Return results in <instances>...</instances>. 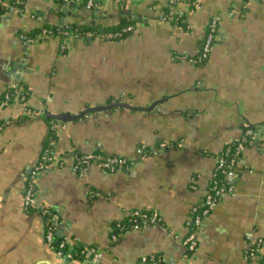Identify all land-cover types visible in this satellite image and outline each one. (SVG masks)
<instances>
[{
    "label": "crops",
    "instance_id": "obj_1",
    "mask_svg": "<svg viewBox=\"0 0 264 264\" xmlns=\"http://www.w3.org/2000/svg\"><path fill=\"white\" fill-rule=\"evenodd\" d=\"M1 1L23 7L0 15V94L26 89L27 99L0 107V264H139L142 256L161 264H264V4L199 0V10L183 16L186 27H177L161 18L169 0H103L95 10ZM124 14L146 21L120 40L72 39L60 50L58 38L22 39L44 24L111 26ZM211 18L217 38L206 61L193 64ZM114 102L144 111L56 122L53 161L35 175V206L24 210L25 183L49 129L43 112L76 116ZM25 108L43 114L27 116ZM244 125L258 130L257 141L241 153L232 192L203 220L189 254V212ZM160 143L162 153L137 158L138 147ZM94 153L133 164L74 171L75 156ZM41 208L53 214L56 236L88 258L74 262L45 244ZM132 211L156 212L161 223L133 228ZM256 241L259 252L249 258Z\"/></svg>",
    "mask_w": 264,
    "mask_h": 264
},
{
    "label": "built area",
    "instance_id": "obj_2",
    "mask_svg": "<svg viewBox=\"0 0 264 264\" xmlns=\"http://www.w3.org/2000/svg\"><path fill=\"white\" fill-rule=\"evenodd\" d=\"M65 3L68 6L79 7L86 10H95L99 8L101 2L103 0H56ZM264 4V0H258ZM169 10L168 13L162 18L166 21H172L173 16H184L187 12H194L198 11L200 8L199 0H169ZM178 4L183 6L182 9L178 8ZM0 9L4 12V14L11 13V12H18L22 13L19 9L18 4H11V3H4L0 0ZM235 10H232L230 14H234ZM217 25L218 19L211 18L205 28L204 37L202 40L201 48L199 54L195 58L189 59L190 62L193 64H202L208 58V55L211 51V48L214 45V42L217 38ZM127 31H134L133 28L127 27ZM40 36L42 39L51 38L50 30L43 28L40 32ZM62 38L60 40V50H64L66 47V43L72 39H74V31L72 30H63L62 31ZM90 37L86 35V38ZM24 42H32L34 40L27 39L22 37ZM97 39V38H96ZM21 91L14 90L13 96H5L4 101L0 103V107H5L10 104L7 103V100L11 99V104H16V102H23L24 96L20 94ZM42 112L34 111L30 109H24V114L27 116H34L40 115ZM55 128V125L52 126ZM258 138V130L254 128H250L246 125L243 126L242 135L232 142H228L225 146L230 144H235V148L232 154L227 159L219 158L217 159L216 166L213 170L211 176V184L209 190L204 195L202 202L199 206L193 207L190 212L189 216L185 222L187 228V234L184 238L183 245L185 250L191 254L195 252L197 246V237L198 232L201 227L203 220L209 215V213L213 210L216 204L225 196L232 192V186L227 185L226 187V180L230 181L237 176L238 173V165L241 161V153L246 147L253 146L254 143L257 141ZM166 149V144L160 143L156 148L149 149L144 146H140L136 149V155L138 159H143L148 155L152 154H159L162 153ZM47 153V151H45ZM42 160L50 161L48 156L42 157ZM53 161V160H52ZM51 161V162H52ZM90 163L95 164L98 168L108 172L113 173L120 168H127L131 166L133 162L116 156L112 157H100L93 154L84 155L76 160H74L73 169L76 171L78 168L88 165ZM47 166V165H46ZM45 167V165H41L40 163L37 164L34 169L32 170L31 174L28 176L26 180V187L25 192L23 195V207L24 210H28L35 206V192H34V178L35 175ZM218 174L223 176L224 181L222 184L219 183L220 179L217 178ZM219 179V180H218ZM39 212L45 216L49 212L44 208H41ZM129 220L133 224V228H138L139 223L141 221H147L154 225L160 224V218L156 212H152L146 214L145 212H138L132 211L129 213ZM120 227V225H118ZM56 228V220L54 217H51L50 224L46 225L44 229V241L47 246L53 248L56 254L60 257H68L70 258V254L65 253V247L67 246V242L62 240L56 246H52V239H53V229ZM260 249V242H254L250 248L248 249L247 256L249 258L256 257ZM100 254L96 252L94 254V259H98ZM139 264H161L160 260L154 256H142L139 259Z\"/></svg>",
    "mask_w": 264,
    "mask_h": 264
},
{
    "label": "trees",
    "instance_id": "obj_3",
    "mask_svg": "<svg viewBox=\"0 0 264 264\" xmlns=\"http://www.w3.org/2000/svg\"><path fill=\"white\" fill-rule=\"evenodd\" d=\"M245 1H249V0H245ZM60 2V1H57ZM11 4H18L19 9L22 11V3L21 1H12L10 2ZM170 4V3H169ZM170 6V5H169ZM79 8V7H78ZM168 8H163V14H162V18L168 13ZM4 12L0 9V15H3ZM146 21V17H139L138 19H134L132 18V16H129L127 14H124L121 19L118 21L117 24L115 25H111V26H100V25H48V24H44L42 25L40 28L35 29L32 33L28 34L25 36V38L30 39V40H42L41 36H40V32L43 28H46L48 30H50L51 32V38H58L61 39L62 36V31L63 30H72L74 31V39H101V40H108V41H113V40H120L125 38L126 36L130 35L132 33V31H127L126 28L127 27H131L134 29L135 25L137 23H143ZM173 24L175 26H179V27H186V25L184 24V17L182 16H173V20H172ZM86 35H89L90 37L86 38ZM44 40V39H43ZM14 90H19V89H14V88H6L5 91H3L0 94V103L4 101V97L7 95L9 97L13 96V92ZM19 91L20 94H22L24 96V100L26 101L27 99V91L26 89H20ZM8 104L12 103V100L9 99L7 100ZM27 109V108H26ZM31 110V109H30ZM45 114V112H43ZM42 113V114H43ZM48 125H49V129H48V134L47 137L45 139V142L43 143V147L42 150L40 152V156L38 159L37 164H41V165H49L51 163V161L53 160V144L56 140V133H55V128H52L53 125H56V122L52 121V120H47ZM235 148V144H230L224 147V152L218 157L219 158H223V159H227L230 154L233 153ZM47 151V153L45 152ZM93 155L96 156H100V157H112L109 155H103L100 153H94ZM44 156H48V158H50V161H45L42 160V157ZM84 156V155H77L74 157V160H76L77 158ZM84 167V166H82ZM81 168V167H80ZM79 168L76 170L78 171ZM217 178L220 179L219 183L222 184V182L224 181L223 176L221 174H218ZM218 179V180H219ZM227 185H231L230 181L226 180V187ZM146 214H149L148 212H145ZM51 217H54L53 214L51 212H49L47 215H45L43 217V222H44V229L46 228V225L50 224V220ZM60 241H62V238H58L55 234V229H53V239H52V246H56ZM63 251L65 253L70 254V259L74 262H80V261H84L86 258V252H84L82 250V248L80 247H72V249L68 248V245L65 247V250L63 249Z\"/></svg>",
    "mask_w": 264,
    "mask_h": 264
},
{
    "label": "water",
    "instance_id": "obj_4",
    "mask_svg": "<svg viewBox=\"0 0 264 264\" xmlns=\"http://www.w3.org/2000/svg\"><path fill=\"white\" fill-rule=\"evenodd\" d=\"M65 6H66V8H68V5H65ZM117 108H125V109H130V110H135V111H139V110L144 111V110H141L138 108L130 107L127 104L114 102V103L109 104L107 106H97V107L87 108L86 110L80 112L76 116H70V114L63 113V114H57V115L43 114L42 117L44 119L52 120V121L57 122V123H67V122H71V121H76V120L80 119L81 117H83L87 114L97 113V112H102V111H107L110 109H117Z\"/></svg>",
    "mask_w": 264,
    "mask_h": 264
}]
</instances>
